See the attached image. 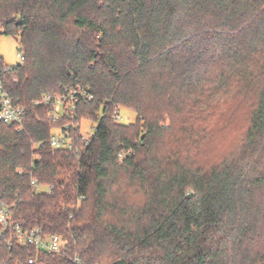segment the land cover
Returning <instances> with one entry per match:
<instances>
[{
	"label": "trees",
	"instance_id": "1",
	"mask_svg": "<svg viewBox=\"0 0 264 264\" xmlns=\"http://www.w3.org/2000/svg\"><path fill=\"white\" fill-rule=\"evenodd\" d=\"M1 36L25 119L0 123V204L63 245L8 232L0 264H264V0H0ZM47 95L76 102L53 123ZM230 101L247 126L209 157Z\"/></svg>",
	"mask_w": 264,
	"mask_h": 264
},
{
	"label": "built area",
	"instance_id": "2",
	"mask_svg": "<svg viewBox=\"0 0 264 264\" xmlns=\"http://www.w3.org/2000/svg\"><path fill=\"white\" fill-rule=\"evenodd\" d=\"M17 58L20 64H23L24 55L22 52L17 54ZM9 69L10 67L6 65H0V123L12 126L20 133L23 128L25 111L23 108L17 106L9 96V83L13 86L17 84L16 78H12L10 82L7 80L6 75ZM75 102L71 96L66 100L64 96L52 97L47 95L43 97L40 104L51 108L48 119L53 123H57L67 113L68 109L71 110L73 108ZM89 137L82 135V141L85 145L88 143ZM49 144L53 150H67L72 149L73 146L72 140L64 136L63 133H60L59 130L57 134L52 133ZM31 186L36 187L34 180L31 181ZM10 212L11 209L9 207L0 204V240L10 232L11 240L21 247L34 246L36 249L49 254L60 253L63 245L60 237L56 235L43 236L39 229H24L17 224H13L10 222ZM10 244L11 241L9 242ZM71 262L73 264H85L78 257H73ZM32 263L33 261L30 260L29 264Z\"/></svg>",
	"mask_w": 264,
	"mask_h": 264
},
{
	"label": "rangeland",
	"instance_id": "3",
	"mask_svg": "<svg viewBox=\"0 0 264 264\" xmlns=\"http://www.w3.org/2000/svg\"><path fill=\"white\" fill-rule=\"evenodd\" d=\"M19 53L18 42L16 38L9 36L0 37V58L3 60L7 67H14L20 64L17 54ZM229 104L233 106V110L230 109L227 114L223 115L221 126L223 130L215 132L214 140L208 149L207 156L215 157L226 151L232 141H234L239 135L243 133L247 126L246 108L240 106L238 101H230ZM231 106V107H232ZM136 114L129 109H120L117 121L122 124H131L135 121ZM94 123L89 120L82 121L80 123V132L84 137L92 136L94 130ZM57 134V131H53ZM38 191L46 192V188H39Z\"/></svg>",
	"mask_w": 264,
	"mask_h": 264
}]
</instances>
